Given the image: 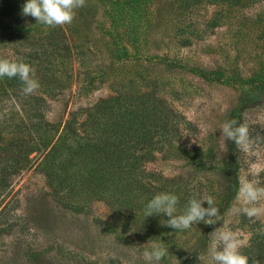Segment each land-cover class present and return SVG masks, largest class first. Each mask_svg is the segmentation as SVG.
I'll return each mask as SVG.
<instances>
[{"label":"rangeland","instance_id":"374dc122","mask_svg":"<svg viewBox=\"0 0 264 264\" xmlns=\"http://www.w3.org/2000/svg\"><path fill=\"white\" fill-rule=\"evenodd\" d=\"M23 3L0 0V60L31 65L39 86L23 95L18 78H0V106L10 107L11 98L26 103L43 97L44 119L62 124L71 110L109 95V82L139 87L156 79L167 102L179 112L175 119L188 131V144L176 159L158 156L147 167L182 181L192 178L201 189L198 198H211L220 218L211 217L214 224L201 221L182 232L162 225L158 235L144 234L143 240L132 238L133 234L115 238L102 230L108 216L103 203L94 201L80 213L63 209L52 200L46 177L32 164L17 173L5 196H0L6 219L0 224L4 228L0 264H145L143 252L154 242L168 248L161 264H213L208 249L214 231L229 230L246 245L253 229H264V197L255 205L259 216L252 219L233 212L242 206L237 194L225 208L226 182L218 169L226 163L228 143L220 128L240 113L251 146L243 151L239 184L255 180L264 186V100L259 101L258 85L264 77V0L238 4L201 0L190 6L183 0H142L145 10L121 21L124 24L112 21L113 0H86L70 24L56 26L72 45L71 64L65 50L58 63L45 55L39 59L50 47L54 27L22 16ZM117 50L125 58L112 60ZM82 54L88 57L84 64L79 60ZM85 72L92 80L87 91L81 88ZM52 80L58 82L59 91L51 90ZM199 154L209 168L195 170L186 163L189 158L200 159ZM35 156L33 152L29 157ZM192 198L186 199V207ZM202 207L209 205L205 202Z\"/></svg>","mask_w":264,"mask_h":264},{"label":"trees","instance_id":"16d2710c","mask_svg":"<svg viewBox=\"0 0 264 264\" xmlns=\"http://www.w3.org/2000/svg\"><path fill=\"white\" fill-rule=\"evenodd\" d=\"M199 1L183 0L189 6ZM207 1L238 4L240 0ZM143 5L142 0H113L110 13L115 19L112 21L118 24L127 17L129 20L136 18L144 9ZM50 36V47L40 53L39 59L45 55L46 59L58 63L65 50L67 54L64 56L71 64L74 58L72 45L67 44L68 36L56 27ZM125 55L117 50V54L112 53L111 57L112 60H121ZM87 59L82 54L79 60L84 64ZM88 76L89 72H85L82 77L84 91L92 85ZM158 83L156 79H148L139 87H124L121 81L109 82V95L91 105L71 110L62 124L44 119L46 103L43 97H35L26 103L11 98L10 107L1 105L0 196L2 193L5 196L17 173L35 164L47 179L52 200L63 209L86 212L92 202L100 201L108 210L107 220L102 221L104 232L115 238L133 234L132 238L140 240L144 234L158 235L162 229L160 221L167 216L144 219L142 208L145 203L154 195L169 192L178 197L177 211L184 210L186 199L191 195L200 197L201 190L192 183V178L182 181L179 177H168L147 167L158 156L176 159L187 150L188 144V131H183L175 119L179 112L167 102ZM258 83L262 90L259 101H262L264 77ZM52 84L51 90L59 91L58 82L52 80ZM244 118L238 113L235 121L244 125ZM184 121L185 125L189 123L187 119ZM3 133L9 136L3 137ZM33 152L37 156L29 157ZM226 153L224 167L218 168L226 182L222 199L225 208L235 198L240 185L243 150L228 141ZM186 160L195 170L210 167L204 157ZM3 209H0V224L6 222ZM3 229L1 227L0 231ZM242 249L250 257V264L253 260L264 264V232L253 229Z\"/></svg>","mask_w":264,"mask_h":264},{"label":"clouds","instance_id":"9594fccd","mask_svg":"<svg viewBox=\"0 0 264 264\" xmlns=\"http://www.w3.org/2000/svg\"><path fill=\"white\" fill-rule=\"evenodd\" d=\"M85 2L86 0H24L21 14L34 18L37 24L56 27L70 24L76 10L84 7ZM3 77L18 78L22 82L21 93L23 95L31 94L39 86L35 79V69L22 61L0 60V78ZM220 131L225 141L234 142L245 152L249 150L251 139L249 128L246 125L238 124L235 120H228L223 123ZM237 195L242 201V206L233 209V212L249 219L258 217L261 210L255 205L264 197V186H260L259 181L244 180L237 190ZM205 202L209 207H202ZM177 204L178 197L174 193L165 192L154 195L143 206V217L145 219L166 215L169 219H161V225L177 232L189 230L201 221L214 224L216 221L211 217L220 218L218 208L214 206L211 198L193 197L188 201L186 209L179 215L175 214ZM261 231L264 232V229ZM244 246L245 242L239 240L233 232L219 228L211 235L208 252L213 264H249L250 257L241 251ZM168 255V248L155 242L143 252L145 264H161ZM252 264H259V261L253 260Z\"/></svg>","mask_w":264,"mask_h":264}]
</instances>
